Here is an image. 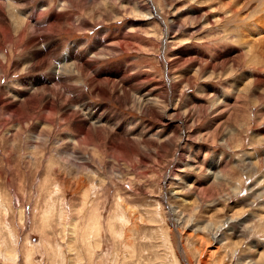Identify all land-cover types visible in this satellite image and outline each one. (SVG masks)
<instances>
[{
  "label": "rangeland",
  "instance_id": "374dc122",
  "mask_svg": "<svg viewBox=\"0 0 264 264\" xmlns=\"http://www.w3.org/2000/svg\"><path fill=\"white\" fill-rule=\"evenodd\" d=\"M27 1V13L43 5L60 13L63 7L77 8L66 11L75 21L86 14L78 8H88L84 20L91 30L58 37L66 45L61 54L84 43L89 58L100 39L123 46L124 52L99 58L95 68L111 75L114 67L128 69L127 83H139L136 96L148 100L142 109L120 106L86 88L87 103L116 118L106 125L119 134L117 145L124 150H111L106 141L98 152L78 148L73 155V131H52L40 145L35 137H16L24 126L0 111V264H28V241L36 248L31 264H171L175 253L180 264H264V100L255 104V90L252 103L237 94L254 80L255 69L243 67L238 79L246 77L235 86L210 68L218 51L236 47L232 57L242 54L238 40L256 41L261 28L246 34L230 23L231 8L208 0ZM98 8H103L99 26L92 21L100 16ZM146 8L153 11L152 20L145 17ZM163 19L174 25L168 35ZM232 33L239 34V45L219 42ZM170 60L175 64L168 67ZM19 73L25 80L31 76ZM6 83L2 78L0 86ZM70 141L71 152L62 150ZM93 184L101 228L85 235L81 230L89 220L81 213L82 195ZM46 242L53 249L38 247ZM90 244L98 246L94 255ZM5 250L19 256L7 259Z\"/></svg>",
  "mask_w": 264,
  "mask_h": 264
},
{
  "label": "bare ground",
  "instance_id": "6f19581e",
  "mask_svg": "<svg viewBox=\"0 0 264 264\" xmlns=\"http://www.w3.org/2000/svg\"><path fill=\"white\" fill-rule=\"evenodd\" d=\"M26 1L27 0H13L7 2V4L5 2H0V81L2 78L7 80L5 86H0V111L8 116V120L24 126V128L20 127V129H18V132L15 134L16 137L20 136L25 139L27 138L28 140H32L35 137L36 140H38L37 143L40 141V145H42L44 142L48 143L49 139H51L52 131H56L57 133V131L59 132L63 128V131L66 132L73 131V139H77L72 147V155L78 151V148H80V150L87 149L89 151L92 148V153L98 152L99 148L102 147L103 143L106 141L108 142V146L110 145L111 150H124V147H121L122 144L119 146L117 145V136L119 134H114L112 130H108V126L106 125L116 118L110 116L109 118L105 113L106 111L99 113V111L102 110H96L97 106H92L87 103V93L85 91V89L88 88L89 92H91L95 98L108 102L114 101L120 106H128L131 104L132 107L139 106L140 108H143V106L146 105L145 100H148V98L142 100L144 97L140 99V97L136 96L139 95L141 85L139 83L135 84L136 82L127 83L126 79L129 76H127L126 73L129 72L128 69L114 67L111 72H114L115 74L111 75L103 72V70L98 72L99 69L95 68L96 65H99V58L115 56L118 53H122L124 52V47L118 44H115L117 47H114V45L106 44V42L103 43V40L100 39L90 48V52L93 55H90L91 57L89 56V58L83 54V49L86 46L84 43L70 47V49H67L66 55L63 56L64 53L61 54V49L66 45L57 38L71 36L75 32L82 33L85 30H91L89 29L90 23L86 21L89 19V9L78 8L80 9L79 11L83 10L86 14L83 15V18L80 17L75 21L72 16L68 15L69 12L66 13V11L76 10L77 8L63 7L61 8L62 12L60 13L56 12L53 8H45L43 5V8H38L39 11L31 8L33 11L27 13L25 8L26 5H23V3L26 4ZM78 1L82 2L84 0ZM190 1L191 0H187L186 2ZM193 1L198 2L199 0H192V2ZM208 1H211V4L215 7L224 5L228 9L231 8L230 23L234 24L236 28H245L246 34L247 32L250 34L259 33L261 32L260 30L264 32V0ZM159 8H161L160 4ZM98 9L99 10L95 9V11L97 10L96 12L99 13L100 16H97V20L92 19V21L97 22V26L103 24V10H101L103 8ZM146 11L148 15L145 17L151 18L153 12L151 11V8H146ZM162 12L164 11L162 10ZM130 13L135 15L137 12ZM47 14H51V18L48 19V24H42L43 19ZM117 14H119V12ZM244 14L247 15L243 17L242 15ZM84 18L86 20H84ZM149 20H152V18ZM162 22V26L165 29L163 35H168L171 33L170 29L174 28V25H172L173 23L168 24L164 19ZM262 34L263 35H260L254 42L252 40L247 41L246 36L239 39L238 41L240 45L244 46V48H242V54H237L232 57V54L236 53V47L234 49H227L225 53L218 51L214 58V61L217 62L215 64L212 62V67H210L213 71V75H218L219 77L225 76L229 81L233 79L232 85L235 86L241 82L243 83L246 77L242 78V81L239 80L240 78L238 79L239 76L243 77L240 73L243 67L245 68L246 66V69H255V71L250 72L251 76L253 75L254 80L246 83L244 88H241L242 90L239 89V92L237 91L238 93H236L239 95V98L243 96L246 99H250L251 96L256 93V97L252 96L257 100L255 103L256 105H258V103L261 104L264 100V33ZM237 35L239 34L234 35L232 33L230 37H223V40L219 42L224 43L230 41L238 44V41L235 40L238 37ZM226 38L227 40H225ZM20 59H23V61ZM174 62L175 61L170 60L167 62V66H173ZM256 71H259V73ZM19 72H26L27 74H31V76L25 80L20 78L21 76ZM35 72H38L40 75H33ZM131 77L133 78L134 76ZM193 83L194 82H190L188 84L189 88H192L191 86ZM226 84L228 87V83ZM177 88V85H173L170 82L171 91H176ZM253 90H255L254 93ZM233 103L235 104V107L238 105L236 102ZM97 113L98 116L94 117ZM42 122L46 125L40 128V123ZM114 125L115 127L120 126L119 129L121 130L120 132H122L119 123ZM78 138L80 139L79 141ZM82 139L83 141L81 142ZM71 145L72 142L70 141V143L61 148L62 150L65 149L66 151H70ZM36 148L38 147H34V151L37 150ZM66 162L72 166H75L74 164H76L73 163L74 161H69V159H66ZM79 168L86 167L80 166ZM182 170L183 169L180 168L178 172H181ZM95 190L96 186L94 184L88 190L86 188L83 189V191H85L82 195L84 207L81 213L84 214L85 219L88 218L89 220V224L81 230L85 235H89L90 231L97 229V226H100L101 228L99 209L94 201V196H92L95 194ZM159 212H162L161 209ZM64 226L65 228L68 227L66 225ZM75 228L76 227L74 226V229ZM90 235H92V233H90ZM16 242L18 241L16 240ZM27 246L29 249L26 251L25 256L27 263L31 264L34 263L33 257L36 248L29 241L27 242ZM51 246L53 245L46 242L44 245H39L38 247L51 250L53 249ZM97 247V245L93 246L90 244L87 248L91 252V255H94L93 252ZM68 249H71V252H73L72 247ZM7 251L9 250H5L2 253L7 259H15L19 256L18 253L16 256V252L12 255ZM55 253H57V250ZM168 255L171 254L169 253ZM174 255L172 256L173 259L171 264H180ZM79 257H77L76 260L78 262H83Z\"/></svg>",
  "mask_w": 264,
  "mask_h": 264
}]
</instances>
